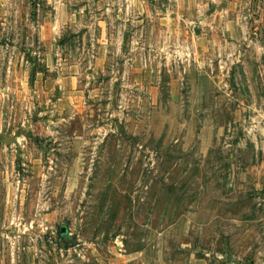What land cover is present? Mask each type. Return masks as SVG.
<instances>
[{
  "label": "rangeland",
  "instance_id": "374dc122",
  "mask_svg": "<svg viewBox=\"0 0 264 264\" xmlns=\"http://www.w3.org/2000/svg\"><path fill=\"white\" fill-rule=\"evenodd\" d=\"M30 1L20 2L27 20L36 16ZM235 11L233 37L214 58L196 57L198 70H186L182 51L146 45L143 69L112 59L80 78L59 124L65 138L43 144L40 171L23 174L48 182V207L59 210L38 236L44 256L99 264L120 244L145 264H264V0H237ZM155 33L145 25L146 41ZM1 34L11 48L12 34ZM61 224L73 236L59 238L62 255L48 239ZM10 258L0 235V264Z\"/></svg>",
  "mask_w": 264,
  "mask_h": 264
},
{
  "label": "crops",
  "instance_id": "0c3cea01",
  "mask_svg": "<svg viewBox=\"0 0 264 264\" xmlns=\"http://www.w3.org/2000/svg\"><path fill=\"white\" fill-rule=\"evenodd\" d=\"M236 1L38 0L34 3L36 16L28 20L26 15L22 17L29 10H24L21 0L0 6V33L12 34L14 42L6 49L8 43L0 42V193L5 192L6 214L0 235L10 242L9 264H20L21 257L15 258L20 254L26 264L68 261L56 262L42 254L38 236L57 224L59 210L48 207V182H35L23 174L40 171L41 165L34 164L41 160L47 141L65 138L59 124L69 119L65 102L79 91L80 78L100 74L112 59L122 62L124 71L130 65L143 69L146 45L152 50L164 46L175 53L182 51L190 62L186 70H198L193 62L196 57L214 58L233 37L238 25ZM149 24L156 33L146 41L144 27ZM195 27L202 30L200 34ZM21 45L23 49L18 47ZM124 46H129L128 54ZM34 188L46 189V196L40 191L39 196L29 197ZM29 203L34 209L25 217ZM52 232L57 236V231ZM120 247H112L113 256L108 261L100 259L99 264H127L134 258L135 264H145L138 255L129 258ZM54 254L62 255L64 249ZM74 260V264H83L79 258Z\"/></svg>",
  "mask_w": 264,
  "mask_h": 264
},
{
  "label": "trees",
  "instance_id": "16d2710c",
  "mask_svg": "<svg viewBox=\"0 0 264 264\" xmlns=\"http://www.w3.org/2000/svg\"><path fill=\"white\" fill-rule=\"evenodd\" d=\"M57 235L65 244L72 242L71 240L73 239V236L69 234L68 228L65 225L58 227Z\"/></svg>",
  "mask_w": 264,
  "mask_h": 264
},
{
  "label": "built area",
  "instance_id": "2783aa9c",
  "mask_svg": "<svg viewBox=\"0 0 264 264\" xmlns=\"http://www.w3.org/2000/svg\"><path fill=\"white\" fill-rule=\"evenodd\" d=\"M57 236H56V233L51 232L48 239H49V243L51 244L52 251L56 253H60V252H63V248L62 246H60V243H59L60 240H59V237Z\"/></svg>",
  "mask_w": 264,
  "mask_h": 264
}]
</instances>
